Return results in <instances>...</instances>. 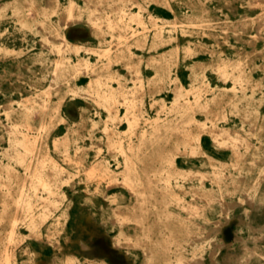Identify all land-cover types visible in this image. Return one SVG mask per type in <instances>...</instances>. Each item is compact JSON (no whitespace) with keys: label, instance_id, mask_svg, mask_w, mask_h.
<instances>
[{"label":"rangeland","instance_id":"1","mask_svg":"<svg viewBox=\"0 0 264 264\" xmlns=\"http://www.w3.org/2000/svg\"><path fill=\"white\" fill-rule=\"evenodd\" d=\"M68 1L0 0V264H264V0H93L52 86Z\"/></svg>","mask_w":264,"mask_h":264},{"label":"bare ground","instance_id":"2","mask_svg":"<svg viewBox=\"0 0 264 264\" xmlns=\"http://www.w3.org/2000/svg\"><path fill=\"white\" fill-rule=\"evenodd\" d=\"M52 7H53V12L54 13L55 12H59L58 11L59 3L52 5ZM85 7H86V9H88V16H87L86 19H85L84 14H83V6L78 4V2L76 0H69L68 3L62 7L61 12L59 13L58 25L61 26V27H64L65 29H73L74 31H77V30L83 29V27L78 26V24L85 20V21H88V22L91 23V27H92V32L93 33L95 32L97 35L102 36L103 35L102 32L99 31V29H100V21H99V14H98L99 8H98L97 4L93 0H85ZM109 23H110L109 25H111V27L115 26V25L116 26L118 25V21L115 22V19L112 18V17L109 18ZM50 28H46V31L48 33V36L46 38L47 41L49 40L50 35H51V29ZM57 32H58V30H57ZM58 38L60 39V43L57 46V50H58V53H60L61 56H60V59L57 60V67H56V70L53 72V75H52V79H51V85L52 86H55V85H57L59 83V77H60L59 70H62L60 65L63 64L62 60L66 57L65 55H63V53L65 51H69L71 54H75V55L78 56V61L75 62L72 65L73 66V70L75 72H77V73H79L80 71H85L88 68L89 64H90V61L86 57H84L83 55H80V52L81 51H87V52L88 51H96V46L95 45L86 44V43L81 42L79 40H70L66 36L65 32H62V33L58 32ZM175 40H177V39H175ZM67 59H70V56L69 57L67 56ZM55 64H56V62H55ZM100 95L104 99L108 98L107 95H102V94H100ZM210 133L214 136L215 139H221V141L227 140L228 138L232 137L228 129L224 130V132L222 134H220V132L216 128H210ZM18 142L23 147H25L27 152H30L35 147L33 141L28 136H24ZM109 144H110V146H112L114 144V142L110 141ZM137 150H138V148H137ZM18 156H20V153H18ZM38 177H39L40 182L44 185L45 189H47L48 193L50 195H54L55 196L54 200H48V201H46L44 198H42V200L46 201V206L48 208H51V207H53L55 205V202H57L59 200V197H58L57 193L55 191H53V189L51 188V184L47 181V179L45 180L40 175ZM125 183L129 187L131 192L140 191L141 193H143V190H141L142 188H137L135 185H133V183H132V181H131V179L129 178L128 175L125 178ZM87 192H89V191H87ZM26 203L28 205L31 204L30 201H27V200H26ZM1 211H3V210H1ZM117 217H119V216H117ZM9 221H10V225H11V228H10L11 229V233L9 235L12 238L15 235V230H16L17 225H18V215L17 214L12 215ZM36 226H37L36 221L32 219V221H30V223L28 224V228L30 229V235H36L37 234ZM10 237H7V238H10ZM93 249H92V252H93ZM144 252H145V254L148 257L151 256V252H149L148 250L144 249ZM183 256H184V254H183ZM66 257H65V259H66ZM9 258H10V256H9V253L7 252V254L5 256L4 264H10ZM65 261H67V260H65ZM188 264H199V262H198V260L194 259L192 261H188Z\"/></svg>","mask_w":264,"mask_h":264},{"label":"crops","instance_id":"3","mask_svg":"<svg viewBox=\"0 0 264 264\" xmlns=\"http://www.w3.org/2000/svg\"><path fill=\"white\" fill-rule=\"evenodd\" d=\"M73 40H79L81 42H86L89 41L91 39L90 36H92L89 31L85 30V29H81L79 31H77L76 33H74V35H70V32H68V34Z\"/></svg>","mask_w":264,"mask_h":264}]
</instances>
